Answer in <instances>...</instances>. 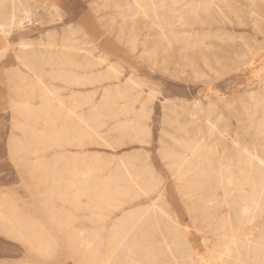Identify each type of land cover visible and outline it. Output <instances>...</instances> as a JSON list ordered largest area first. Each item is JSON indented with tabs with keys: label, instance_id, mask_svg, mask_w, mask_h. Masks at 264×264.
<instances>
[{
	"label": "rangeland",
	"instance_id": "obj_1",
	"mask_svg": "<svg viewBox=\"0 0 264 264\" xmlns=\"http://www.w3.org/2000/svg\"><path fill=\"white\" fill-rule=\"evenodd\" d=\"M155 19L167 25L171 45ZM0 24V209L13 202L51 227L40 207L47 189L38 182L40 155L51 172L66 154L72 189L74 156L90 171L75 173L76 207L73 199L56 201L69 221L45 232L49 260L0 225V264H111L118 251L111 246L114 227L131 216L128 227L151 226L133 240L134 264H215L212 251L229 244L233 232L220 228L226 209L200 203L223 194L218 180L239 179L242 147L255 148L264 160V133L256 136L257 126L264 130V0H0ZM23 105L34 111H19ZM58 114L67 115V124L79 123L84 142L56 141L37 150L35 137L52 138ZM198 145L209 147L198 160L213 178L202 195L178 181L183 160L167 159L173 152L190 155L179 146ZM107 184L110 196L127 190L122 203L109 206L101 197ZM237 189L224 192L238 202L232 217L239 215V195L251 193ZM197 211L206 214L199 218ZM258 220L242 232H264V217ZM175 225L192 251L187 257L168 249L180 233ZM158 226L169 228L167 243L159 240ZM146 238L153 255L143 259ZM85 241L91 244L78 246ZM91 250L98 254L90 256ZM231 256V263L240 257L234 250Z\"/></svg>",
	"mask_w": 264,
	"mask_h": 264
},
{
	"label": "bare ground",
	"instance_id": "obj_2",
	"mask_svg": "<svg viewBox=\"0 0 264 264\" xmlns=\"http://www.w3.org/2000/svg\"><path fill=\"white\" fill-rule=\"evenodd\" d=\"M141 1L145 2L146 0H141ZM5 2H6V0H5ZM206 9H207V7H206ZM142 11H143V9H142ZM143 12L145 13V15H146V13L148 14V12H145V11H143ZM199 12H200V10H199V8H197L196 13H199ZM20 21L22 22V19ZM23 21H25V20H23ZM155 21L158 23V26H159L160 30L162 31L161 33H162L163 38L166 40V43L168 45H171L172 44L171 38L166 31L167 25L164 24L163 22H161L160 19H155ZM19 25L20 24H18V26ZM0 27L2 28L4 26H2V24H0ZM21 45H24V43ZM49 45H51V44H49ZM25 66L28 67V69H29L32 65L29 62H25ZM113 69H114V67H113ZM116 71H117V69H116ZM39 81H40V77H39ZM88 100H89V98H88ZM49 103H50L49 111L51 109L52 111H50V112L52 113L55 108L52 105L51 101ZM61 105H62V103H61ZM23 106L24 107H21L18 110L22 111L24 109L25 111H30V112L34 111L31 107H28L25 105H23ZM52 114L54 115V113H52ZM55 116H56V118L61 117V115H59V114L55 115ZM64 116H66V115H64ZM95 116H93V117H95ZM62 118H63V116H62ZM89 121H90V118L84 117L82 119L83 123H87ZM62 122H63V120H62ZM205 122H206V126L209 128L210 131L215 130L216 125H214V123L208 117H205ZM257 127H256V136H258L260 134V132H261V134H263L264 130L258 131ZM62 129H63V123L61 124L59 121H56V123L53 126L54 132L52 134V138L49 137L48 139H43L42 137L41 138L35 137V144L34 145L39 146L36 149L41 151V146H49L53 142L60 141L59 135H60V132ZM94 133H97V130H95ZM40 135H42V133ZM80 139H82V141L84 142L85 135L83 134L81 136L78 132L76 141L80 142ZM24 140L28 141L27 134H26V137L24 138ZM66 142L68 143V139ZM17 143H13V144L16 146ZM179 147L183 148L185 153L189 152L190 155H188V156L183 155L182 156L179 153L173 152V153H168L167 159H170L171 162H174L176 159H182L183 160V162L185 163L184 166L186 168V171L178 174V181L192 183V185L190 187L194 190H199L201 192V195H202L203 192H205L206 190L209 189L208 184H209V182H211V180H213V178L209 177V174H208L209 172L206 171V169H205L204 161L200 162L198 159L200 157H202L201 156L202 151L208 150L209 147L208 146H199V145L193 146V147H190V146H179ZM60 158L63 159L64 161L67 160L66 154L62 155ZM42 160H43V156L41 154L39 159H38V162L35 163L36 164L35 167L40 168ZM257 162H260V163H257ZM240 164H242L245 167V169H247V170H245V169L241 170V172H240L241 176L239 177L238 180L235 179V177L233 175H230V177H228L227 179L223 178V179L218 180V181L222 182V184H223V187L221 188L222 189L221 191H223V194H221L217 200L216 199L215 200L214 199H207L206 201L203 200L200 203L201 204L200 206H203V207H205V206H208V207L216 206L219 208L226 209L227 214L226 215H223V214L220 215V220H219V223L221 224L220 228H222L224 230L228 229V230H231L233 232L232 237L227 240L230 242L229 244H227L223 249H215L212 251V256H213L215 264H264V232H261L258 235H256L255 232H250V233H243L242 232L243 227L250 225V224H253L259 218L264 217V195L258 194V191L264 190V160L259 157V154L255 148L251 149V148L242 147ZM81 169H82L81 168V162L79 159H76V163H74V170H80L81 171ZM82 171H83V175H85V176L90 174V171L87 168H83ZM188 173H190V174L192 173L195 177H193L189 180V178H187ZM184 175H186V177ZM237 182H239L240 184H237ZM224 183H227V187L224 186ZM244 184H247V186H244ZM216 185H218V184H216ZM238 186H239V190L242 191V193H244L248 189L251 190V193L248 192L247 194L239 195V201H240L239 215L232 217V212H233V214L236 213V211L234 209L237 206L238 202H237V199H235L234 197L231 198V194H226L224 192H226V191H232L233 192L235 190H238L237 189ZM110 188H111V186L109 184H107L104 186V188H102V190H99V192L103 193L102 194L103 196L101 195V197H105V200L107 197V200H108L107 204H109V206H117L120 203H122L121 199L126 196L125 193L127 190L126 189L115 190V192L117 194H115L114 196H112V195L110 196L107 194L108 191L110 190ZM93 191L94 190L90 189L89 193L87 194L88 197L91 199L94 195ZM160 197H161V195H160ZM100 203H102V202L101 201L97 202V204H99V205H100ZM210 203L211 204L213 203V204L211 205ZM159 210H161V209H159ZM150 212H149V214H150ZM161 212L164 215L168 214L166 211H161ZM200 214L205 215L206 211H205V213L203 211ZM202 215H199V211H197L195 216H197V217L199 216V218H202ZM6 217L7 216L4 215L3 218L6 219ZM133 217L134 216L123 218L114 227L113 236H112L113 240L111 242V246L112 247L117 246L118 251L116 252L114 259H112L111 264H125V263L126 264H134V262L136 261L137 253L135 250H133V248H131V247H133V240L138 239V237L140 236V230L145 231V233H148V231L151 230V226H149V223L148 224L145 223L141 227H137V228L128 227L127 225H129L130 222L133 221ZM205 219H203V220H205ZM65 221L67 223L69 221V219L66 218ZM174 223H175V221H174ZM263 225H264V223H263ZM174 227H175L174 229H176L177 232H180L178 225H175ZM156 228L159 231V235H160L158 237L159 240L162 242L163 241L166 242L167 235H166V232H164V231H165V229H169V228L166 226H164V228H162L161 226H158ZM183 235H184V233L180 232L174 236L176 241H175V243H173V247H174L173 250L170 246H168V249L170 250V253L172 254V256L175 255L176 249L178 252L181 253L180 255L182 257H187L188 254L192 253V251L188 248L187 243L183 239ZM96 236L99 237L100 235L96 234ZM34 237L35 238L33 240H31L32 248L34 250L39 251V253L44 254L43 252H46L48 250V248L50 247V245L45 246L44 243L40 242V240H38V236H36V233H35ZM119 239H122V241L121 242H115V240H119ZM147 241H148V238H146L145 243H143L140 246V253H142L140 255L142 256L143 259H145L148 255H153V253L149 249L147 251V247L150 245L147 243ZM35 243H37V244H35ZM90 244H91L90 242L85 241V242H82V244L80 243L78 246L80 247L82 245L83 247H86V246H89ZM233 250L236 251L240 257L234 259L235 262L231 263V262H229V260H232L231 255H232ZM89 252H90V256H92V257L96 256L98 254V251H96V250H91Z\"/></svg>",
	"mask_w": 264,
	"mask_h": 264
},
{
	"label": "crops",
	"instance_id": "obj_3",
	"mask_svg": "<svg viewBox=\"0 0 264 264\" xmlns=\"http://www.w3.org/2000/svg\"><path fill=\"white\" fill-rule=\"evenodd\" d=\"M71 76H68V79ZM76 76L74 75L70 83H76ZM67 79V77H66ZM69 79V80H70ZM69 83V82H68ZM74 99V107L76 105V99ZM66 116L63 115V118L65 119ZM62 116L59 117V122L63 123V129L60 132V143L61 146H76L79 144V141H76L77 134L80 130L77 125L76 121H73L72 124L69 122H62ZM72 125V128H71ZM69 127V130L67 129ZM67 129V131H66ZM68 139V143L66 142ZM78 142V143H77ZM46 149V146H41V150L44 152ZM44 155V154H43ZM76 158L74 156L73 162H72V170L74 172V181H73V189L72 186L67 185V182H69L70 178L69 175L65 173V166L63 159H59L57 164H54L53 167L54 170L50 172V170L47 168L49 167V160L46 159V157L43 156V160L41 162V174H38L37 176L42 177L43 179H40L38 182L41 185H45L47 187L45 194H42V200H41V211L46 215L45 221L47 224L51 225V227L42 226V222L39 220H36L34 218H31L29 215L22 214L21 211L17 208V206L13 202H7V204H2L0 209V225H2L4 232H10L8 235L15 237L21 241L28 242V245L31 246V240H33L36 236H38V240L40 242L46 244V239L48 238L45 234L48 230L56 229H65L66 228V214L58 208L57 205L58 200H69L73 199V207H76V198H77V192L76 188H78L77 182H80V178L78 181L75 180V173L80 172V170H74V163H76ZM68 160V159H67ZM66 160V161H67ZM80 160V159H79ZM81 162V160H80ZM36 165V164H35ZM34 165V166H35ZM4 215H6V219H4ZM68 219V218H67ZM56 225V226H53ZM1 228V229H2ZM28 231V232H27ZM37 244V243H35ZM50 245V244H49ZM33 249V248H32ZM34 250V249H33ZM38 257H41L43 259L49 260V255L47 254H41L38 251V254H34Z\"/></svg>",
	"mask_w": 264,
	"mask_h": 264
}]
</instances>
